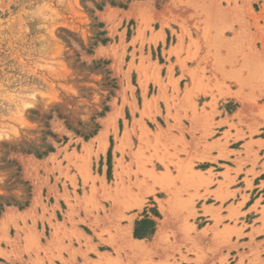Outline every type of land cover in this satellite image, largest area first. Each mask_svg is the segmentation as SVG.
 <instances>
[{"label":"rangeland","instance_id":"rangeland-1","mask_svg":"<svg viewBox=\"0 0 264 264\" xmlns=\"http://www.w3.org/2000/svg\"><path fill=\"white\" fill-rule=\"evenodd\" d=\"M214 135L264 136V0H0V264H264Z\"/></svg>","mask_w":264,"mask_h":264},{"label":"crops","instance_id":"crops-1","mask_svg":"<svg viewBox=\"0 0 264 264\" xmlns=\"http://www.w3.org/2000/svg\"><path fill=\"white\" fill-rule=\"evenodd\" d=\"M241 69L245 70V75L249 70L246 62L241 64ZM245 78H247V75ZM205 111L211 110H209L208 107H205ZM216 111L219 112V116L214 115L213 121L217 123L223 119V109H220V107L217 106L214 112ZM232 121L235 122L234 120ZM197 126H202L200 120H198ZM221 126L225 130L226 125L222 124L219 127ZM214 131H217L216 128H214ZM218 132L221 133V130L218 129ZM230 133H232L231 130ZM220 136L221 135H214L211 139H207V142L209 143L212 142V140H215L213 142L214 147L209 149V151H205V153H208L213 159L202 161L209 165L199 171L205 173L207 169L212 168V179L214 183L209 186V189L213 193L208 194L203 203L206 206L212 205L215 209L214 213L219 211L218 215L223 217L221 221L222 225L227 224L231 226L233 225V219L230 220L228 217L229 215L234 218V215L237 214L238 216L236 218L240 221L242 217L244 218L247 214L255 212L252 206H254L256 202H258V205H261L262 201L264 202V199L262 198V189L264 188V136L245 137L243 141L239 143L240 147H234L233 145L236 141L229 138L225 145V149L228 152L227 157H221L218 155L222 143V138H220ZM246 146L248 147L247 149ZM255 156H258L259 158L256 159ZM223 160H226L227 162H224ZM218 166H221V168H218ZM204 175L207 176L206 174ZM209 198L212 200L210 201ZM256 208L259 207L257 206ZM130 212L132 214L135 213V217L133 215L130 220V236L133 238L134 222L135 218L138 217V214L133 211ZM130 212H124V215L129 216ZM200 213L204 214L202 211ZM204 215L205 217H208L207 214ZM125 223H127V221H125ZM238 224L239 223L237 222L236 226ZM158 226L159 223H156V232ZM231 241L233 242V237H231ZM254 241H257L256 238ZM237 243H240L239 239L237 240ZM242 248L244 251L246 250L244 246L238 247L237 249L240 251ZM54 264H57L56 260H54Z\"/></svg>","mask_w":264,"mask_h":264},{"label":"bare ground","instance_id":"bare-ground-1","mask_svg":"<svg viewBox=\"0 0 264 264\" xmlns=\"http://www.w3.org/2000/svg\"><path fill=\"white\" fill-rule=\"evenodd\" d=\"M102 133V132H101ZM99 136H101V135H99ZM167 226V225H166Z\"/></svg>","mask_w":264,"mask_h":264}]
</instances>
